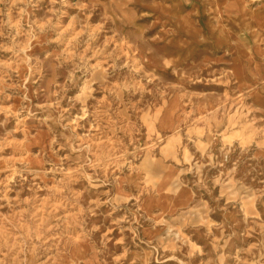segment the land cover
<instances>
[{"label": "rangeland", "instance_id": "374dc122", "mask_svg": "<svg viewBox=\"0 0 264 264\" xmlns=\"http://www.w3.org/2000/svg\"><path fill=\"white\" fill-rule=\"evenodd\" d=\"M0 264H264V0H0Z\"/></svg>", "mask_w": 264, "mask_h": 264}, {"label": "bare ground", "instance_id": "6f19581e", "mask_svg": "<svg viewBox=\"0 0 264 264\" xmlns=\"http://www.w3.org/2000/svg\"><path fill=\"white\" fill-rule=\"evenodd\" d=\"M178 26H179V25H178ZM180 26H181V27H180ZM180 26H179L177 29H181V28L184 29V27H185V29L188 28V27L186 26V23H185L184 21H180ZM191 30H192V29H190V31H189V30L187 31V32H189L190 35H192ZM192 31H193V30H192ZM209 36H211L212 38H214L216 42L219 41V38L216 37L217 35H215L214 32H210V33H209ZM186 46H187V45H184V47H186ZM175 51H176L177 53H178V52L181 53V52L183 51V49L178 48V49H176ZM160 128H162V125H160Z\"/></svg>", "mask_w": 264, "mask_h": 264}]
</instances>
